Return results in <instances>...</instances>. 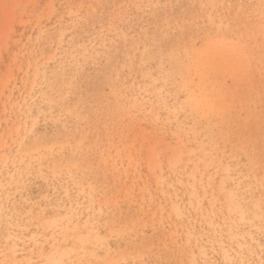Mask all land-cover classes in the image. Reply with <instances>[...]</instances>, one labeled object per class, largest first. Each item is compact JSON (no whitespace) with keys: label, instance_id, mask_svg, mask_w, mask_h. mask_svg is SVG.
Segmentation results:
<instances>
[{"label":"rangeland","instance_id":"obj_1","mask_svg":"<svg viewBox=\"0 0 264 264\" xmlns=\"http://www.w3.org/2000/svg\"><path fill=\"white\" fill-rule=\"evenodd\" d=\"M0 264H264V0H0Z\"/></svg>","mask_w":264,"mask_h":264}]
</instances>
